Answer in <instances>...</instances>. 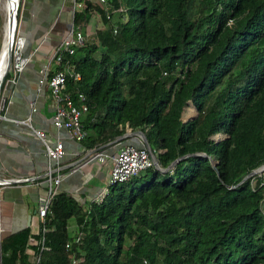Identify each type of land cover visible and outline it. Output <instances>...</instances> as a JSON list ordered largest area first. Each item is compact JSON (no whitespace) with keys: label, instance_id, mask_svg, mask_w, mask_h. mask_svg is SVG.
Here are the masks:
<instances>
[{"label":"trees","instance_id":"1","mask_svg":"<svg viewBox=\"0 0 264 264\" xmlns=\"http://www.w3.org/2000/svg\"><path fill=\"white\" fill-rule=\"evenodd\" d=\"M107 3L121 10L72 12V28L92 10L100 24L61 52L79 73L65 90L86 104L79 142L96 148L128 126L160 167L186 155L108 184L98 202L56 191L35 234L1 236L0 264H28L27 247L35 264H264V171L240 180L264 164V0ZM187 101L196 114L181 120Z\"/></svg>","mask_w":264,"mask_h":264},{"label":"crops","instance_id":"2","mask_svg":"<svg viewBox=\"0 0 264 264\" xmlns=\"http://www.w3.org/2000/svg\"><path fill=\"white\" fill-rule=\"evenodd\" d=\"M93 12L95 11L90 12L83 27L86 34L100 24L97 13ZM91 22L93 23L90 26ZM70 23V0H20L17 32L26 41L24 49L28 43H31L30 49H32L34 43L36 44L43 35L45 40L40 42L33 57L26 60L22 70L16 75L15 82L12 84L4 82L2 85L1 91L6 103L0 112L6 118L0 117V166L4 177L34 176L46 167L40 141L24 123L14 121L29 112L31 102L35 107L30 114L32 126L42 129L49 140L55 138L61 140L63 153L59 165L63 169L72 164L76 166L61 177L56 185L57 190L73 196L79 203H86L103 185L104 173L105 170L108 171L110 161L107 158L103 162L95 160L76 162L82 158L87 148L79 141L70 138L63 129H56L51 125L49 119L53 104L52 97L46 85L41 86L39 90L33 87L38 77L37 69L46 60L45 54L48 55L46 52L60 39ZM119 144L120 142H117L107 147L106 152L113 153ZM44 192L42 185L26 184V182L0 186V237L16 232L24 226H28L30 234L37 232L39 219L35 214V207L38 198ZM34 243V238L28 237V245ZM26 251L32 253L28 247Z\"/></svg>","mask_w":264,"mask_h":264},{"label":"built area","instance_id":"3","mask_svg":"<svg viewBox=\"0 0 264 264\" xmlns=\"http://www.w3.org/2000/svg\"><path fill=\"white\" fill-rule=\"evenodd\" d=\"M86 1L99 6L103 11L104 16L107 18L109 17V12L112 10H121L120 6L110 9L107 0H70L71 15L74 10L81 11L84 8V2ZM85 36L86 33L84 31L72 28L70 23L69 28L60 37L57 44L50 48L48 55L45 57L46 60L39 65L37 69L38 77L33 83L35 90H39L41 86L46 85L49 94L52 97L53 104L49 119L51 125L56 129H63L66 134L75 141H79L85 135V131L82 128L79 118L86 110V104L84 103V96L81 92H75L77 98L75 103L69 93L65 90L66 78L73 81L77 80L79 78V73L66 63L61 64V52L71 53L73 47L81 44ZM14 38H23V36L17 32V29ZM40 42L41 41L39 40L35 46L30 49L31 51H28V54L26 53L23 55V48L25 47L26 41L23 46L15 44L16 41H13L10 49V61L3 83L9 82L12 84L15 82L16 75L22 70L29 55L35 53ZM49 69H51V72L46 76ZM8 71L11 73L10 75L7 74ZM164 73L165 71H162V74ZM5 103L6 98L2 91H0V111L4 109ZM34 110L35 107L30 102L29 112L24 117L14 119V121L24 123L40 141L46 159V167L38 175L6 177L14 180L12 183L26 182V184L42 185L44 187L45 192L38 198L35 207V214L41 221L43 215L47 211V204L50 197L58 191L56 188L57 183L62 176L71 172L76 166L75 164H72L66 169H63L59 165V159L63 153L61 140L59 138L49 140L42 129L32 126L30 122V114ZM0 117L6 118L1 112ZM127 129H129V127L125 126L124 131H128ZM136 138L137 141L135 142H130L129 140L127 142L126 139H128V137L119 141L120 144L111 154L106 152V148L113 146L117 141H109L96 148L86 149L82 158L78 159L77 162L91 160L103 162L107 158L110 161L107 178L91 198L92 201L98 202L101 200L103 194L107 191L108 184L123 181L129 176L136 174L141 169L152 165V149L150 148L149 150L138 135H136ZM80 235L81 231L77 230L71 241H73L74 244H79ZM39 243L41 244V239ZM69 243L70 241H67L64 245L68 247ZM33 255L34 258L31 264H35L37 259V254L33 253ZM80 260V254L77 256L73 255L69 258V264H76Z\"/></svg>","mask_w":264,"mask_h":264},{"label":"water","instance_id":"4","mask_svg":"<svg viewBox=\"0 0 264 264\" xmlns=\"http://www.w3.org/2000/svg\"><path fill=\"white\" fill-rule=\"evenodd\" d=\"M16 8H17V3L13 6V9H12V18H11V22H12V28H13V29L15 28V26H16L17 23H18V20H17V17H16V13H17ZM69 26H70V24H69ZM69 26L67 27V29L69 28ZM42 38H43V39H42ZM42 38L40 39L41 41L44 40L45 35H43ZM57 42H58V41H57ZM11 43H12V40L9 39V41H8V45H7V48H6V56H5V58H6L5 61H6V62H5V66H4V68L2 69V71H1V73H0V91H1V88H2V85H3V80H4V77H5V73H6V70H7V68H8V65H9V61H10V49H11ZM50 48H51V47H50ZM46 50H47V49H46ZM23 55H25V54H23ZM184 120H185V119H184ZM136 135H138V137L141 138V140L143 141V143L145 144V146L150 150V147H149V145H148V142H147V140H146V138H145L143 132H142L140 129H130V130H128V131H123L120 135H118L117 137H115L112 141H117V142H119V141L123 140L124 138H127V137H128V139H126L127 142H128V140H129L130 142H135V141H137V140H136V139H137V138H136ZM192 154H202V155H203V153L200 152V151L192 152ZM184 155H186V154L184 153V154H181V155L175 156V157L172 158V159H171V160H170V161H169L164 167H160V166L157 164L154 155L152 154V166H154L155 168H157L159 171H163V170L169 169V168H171V167L173 166V164H174L178 159H180V158L183 157ZM76 162H77V161H76ZM212 162H213V161H211V163H212ZM261 169H264V164H260V165H258V166H256V167L250 169L247 173H245V174L242 176V178H241L240 180H242L243 178H245V177L248 176V175H251V174H253V173H257V172H259V170H261ZM13 181H14V180H12V179H8L7 177H2V176H0V183H1V184H11ZM28 218H29V215H28Z\"/></svg>","mask_w":264,"mask_h":264},{"label":"bare ground","instance_id":"5","mask_svg":"<svg viewBox=\"0 0 264 264\" xmlns=\"http://www.w3.org/2000/svg\"><path fill=\"white\" fill-rule=\"evenodd\" d=\"M18 2V0H0V17L2 18V26H1V33H2V46L0 49V73L5 66V56H6V48L8 45L9 39L12 40L11 46L13 41H16L15 44H20L21 46L24 45L25 39L24 38H16L14 40V34L17 29V25L15 28H12V9L13 6ZM24 50V49H23Z\"/></svg>","mask_w":264,"mask_h":264},{"label":"rangeland","instance_id":"6","mask_svg":"<svg viewBox=\"0 0 264 264\" xmlns=\"http://www.w3.org/2000/svg\"><path fill=\"white\" fill-rule=\"evenodd\" d=\"M19 6H20V0H18V3H17V17H18V10H19ZM94 14H95V12H93ZM2 23H3V21H2V18L0 17V49H1V46H2V33H1V26H2ZM92 23L93 22H91L90 23V26L92 25ZM15 39V38H14ZM44 40H45V38H44ZM31 41H33V40H31ZM43 41H41V43H42ZM31 43H28V46L26 47V49H24L23 50V54H26L27 52H28V49H30V45ZM34 45H35V43H34ZM33 45V46H34ZM32 46V47H33ZM49 51H50V48L48 49V51L46 52V53H49ZM28 54V53H27ZM46 56H47V54H45ZM31 57H33V54L32 55H29V58H31ZM28 58V59H29ZM7 74L8 75H10L11 73L8 71L7 72ZM50 101V100H49ZM47 102H48V100H47ZM188 105H190L192 108H193V105L189 102V101H187V104L183 107V109L181 110V112H180V119L181 120H184V119H186V118H190L191 116H194L195 114H196V111L193 109V113L191 114V115H189V116H186L185 115V111H186V108H187V106ZM126 127H128V126H126ZM127 130H130V128L129 129H127ZM215 136H219L218 134H216V135H214V137ZM264 171V169H261V170H259V172H257L256 174H260L261 172H263ZM107 173H108V171H106L105 170V175H104V179H106L107 178ZM0 176H2V177H4V175L2 174V171H1V166H0ZM4 185H8V184H1L0 183V186H4ZM69 223H70V225H69V227H68V229L69 230H71L72 231V229H73V227H74V225H73V221H72V219H70L69 220ZM1 238V237H0ZM27 252H29V251H27ZM33 253L34 252H32L31 254H29L28 255V264H31V262H32V260H33V258H34V255H33Z\"/></svg>","mask_w":264,"mask_h":264}]
</instances>
